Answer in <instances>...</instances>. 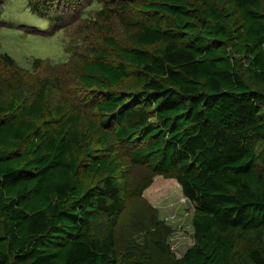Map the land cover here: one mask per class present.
<instances>
[{"label":"trees","instance_id":"trees-1","mask_svg":"<svg viewBox=\"0 0 264 264\" xmlns=\"http://www.w3.org/2000/svg\"><path fill=\"white\" fill-rule=\"evenodd\" d=\"M113 14L131 44L102 35L76 57L68 37L82 104L102 118L86 116L100 149L78 103H52L64 78L25 87L0 76V93L11 89L0 102V264H119L114 228L99 230L126 198L118 147L149 171L135 189L173 177L195 204V244L171 264H264V0H88L80 16L102 28ZM0 63L22 68L7 52ZM134 77L138 90L118 89Z\"/></svg>","mask_w":264,"mask_h":264},{"label":"rangeland","instance_id":"rangeland-1","mask_svg":"<svg viewBox=\"0 0 264 264\" xmlns=\"http://www.w3.org/2000/svg\"><path fill=\"white\" fill-rule=\"evenodd\" d=\"M0 1L1 4L7 2ZM34 1L53 6L58 14L64 13L67 20L63 23H51L46 16L30 10L25 0H14L8 8L0 11V51L12 55L22 67H6L0 63V76L17 74L25 87L28 82L39 83L44 76L64 78L62 87L51 91L52 103L61 102L65 95L78 103L84 111V114H80L83 121L82 131L85 135L92 136L96 140L95 147L100 149L102 145H99V134L92 130L86 116L99 121L100 127L102 118L99 120L97 111L82 104L84 89L79 87L76 79L77 67L75 69L74 63L70 62L72 46L68 37L73 38L75 48L72 53L78 52L76 57L87 55L94 44L99 49L103 45L102 35H113L123 45L131 44L130 37L116 14L110 20L104 21L102 28L88 22L83 23L80 13L88 0ZM35 58L45 61L40 69L34 70ZM48 62L66 63L49 66ZM139 88L135 77L118 86L121 91ZM2 91L0 102H5V96L11 93L7 82L4 83ZM91 91L86 89V93ZM68 110L69 106L65 107L64 112ZM118 150L119 160L123 163L122 176L125 183L121 182L125 184L126 198L123 209L116 217L110 222L104 220L100 224L101 234L110 227L114 228L119 264H171L173 258L182 260L187 249L195 244V204L183 194L180 183L173 177L156 175L142 192L138 191L140 188L135 189L141 180H146L149 171L145 166H135L124 151L119 147ZM257 166L259 169L263 167L264 161L261 160ZM236 237L242 250L246 241L238 233Z\"/></svg>","mask_w":264,"mask_h":264}]
</instances>
